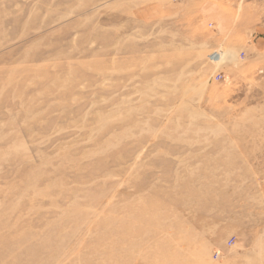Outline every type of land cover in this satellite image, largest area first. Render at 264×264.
<instances>
[{"label": "rangeland", "instance_id": "1", "mask_svg": "<svg viewBox=\"0 0 264 264\" xmlns=\"http://www.w3.org/2000/svg\"><path fill=\"white\" fill-rule=\"evenodd\" d=\"M0 264H264V0H0Z\"/></svg>", "mask_w": 264, "mask_h": 264}, {"label": "built area", "instance_id": "2", "mask_svg": "<svg viewBox=\"0 0 264 264\" xmlns=\"http://www.w3.org/2000/svg\"><path fill=\"white\" fill-rule=\"evenodd\" d=\"M230 244H231V241L229 240V241H228V245H230ZM216 257H217V256H216Z\"/></svg>", "mask_w": 264, "mask_h": 264}]
</instances>
